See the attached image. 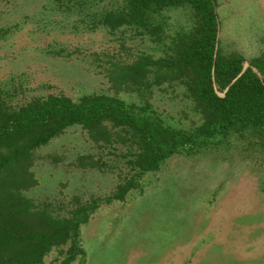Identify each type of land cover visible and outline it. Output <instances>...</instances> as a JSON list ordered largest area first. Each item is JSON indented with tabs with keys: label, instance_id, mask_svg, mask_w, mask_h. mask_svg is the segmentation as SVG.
Returning <instances> with one entry per match:
<instances>
[{
	"label": "rangeland",
	"instance_id": "1",
	"mask_svg": "<svg viewBox=\"0 0 264 264\" xmlns=\"http://www.w3.org/2000/svg\"><path fill=\"white\" fill-rule=\"evenodd\" d=\"M216 4L222 53L241 54L245 65L264 55V0ZM122 6L123 0H0V97L18 107L49 94H107L148 102L166 125L199 126L201 115L178 82L154 85L141 97L115 91L106 73L141 54L163 56L171 38L193 26V9L150 12L163 28L156 41L136 25L110 30L96 22L103 10ZM126 150L98 145L73 125L33 152L37 184L24 194L35 204L64 217L97 203L80 226L84 255L70 264H264V131L231 133L140 175ZM134 174L123 200H106ZM68 247L54 248L42 264H61Z\"/></svg>",
	"mask_w": 264,
	"mask_h": 264
},
{
	"label": "trees",
	"instance_id": "2",
	"mask_svg": "<svg viewBox=\"0 0 264 264\" xmlns=\"http://www.w3.org/2000/svg\"><path fill=\"white\" fill-rule=\"evenodd\" d=\"M183 5L194 11L193 26L176 33L163 56L141 54L112 64L106 73L115 91L130 90L141 97L154 85L178 82L201 115L199 126L166 125L148 102L127 104L107 94H84L77 100L49 94L18 107L0 97V264H42L47 253L66 244L61 264L84 255L80 226L96 201L62 217L24 194L37 184L30 169L34 150L67 127L81 126L98 145L125 146L124 155L132 157L128 163L137 175L157 170L175 153L194 154L218 145L231 133L264 131V55L245 65L241 54L222 53L216 0H123L121 9L103 10L96 22L110 30L136 25L161 41L162 25L149 20L150 12ZM135 174L106 200H123L135 186Z\"/></svg>",
	"mask_w": 264,
	"mask_h": 264
}]
</instances>
